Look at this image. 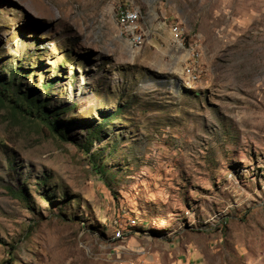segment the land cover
Instances as JSON below:
<instances>
[{
    "label": "rangeland",
    "instance_id": "1",
    "mask_svg": "<svg viewBox=\"0 0 264 264\" xmlns=\"http://www.w3.org/2000/svg\"><path fill=\"white\" fill-rule=\"evenodd\" d=\"M13 70L0 264H264V0H0Z\"/></svg>",
    "mask_w": 264,
    "mask_h": 264
},
{
    "label": "trees",
    "instance_id": "2",
    "mask_svg": "<svg viewBox=\"0 0 264 264\" xmlns=\"http://www.w3.org/2000/svg\"><path fill=\"white\" fill-rule=\"evenodd\" d=\"M16 77H17V71L15 70L12 77V81H7L4 76L0 78V94L3 95L5 94L6 91L15 90L14 94H11L9 96L10 100L14 103L15 107H17L21 111H24L25 113L31 116H36L38 118H41L43 121H45L48 124V126H50V128L59 132L60 131L58 128L59 124H57L56 119L59 115L64 116L67 110H69L71 107H64L61 109V111H57V113L52 115V112L48 110V106H47L48 100L42 99L40 97V94H35L31 92L32 89H26L24 90V92H21L19 89H17L19 90V92L16 91V85H15ZM11 83H13L14 85L13 88L11 86ZM50 83H52V81H50L49 84ZM113 115L119 116V113H115ZM102 128L103 127L101 125H97L93 132H97L100 134ZM96 136H97L96 138H99L98 135Z\"/></svg>",
    "mask_w": 264,
    "mask_h": 264
},
{
    "label": "built area",
    "instance_id": "3",
    "mask_svg": "<svg viewBox=\"0 0 264 264\" xmlns=\"http://www.w3.org/2000/svg\"><path fill=\"white\" fill-rule=\"evenodd\" d=\"M124 14V17L126 20H130L131 21V28H126V32H135V22H134V13L130 12L127 9H123L121 10ZM177 35L180 34V30L177 29ZM138 40H140L139 38H137ZM198 74H199V70L198 68L196 67V65H194V72H192L191 76H190V79H196L198 78Z\"/></svg>",
    "mask_w": 264,
    "mask_h": 264
},
{
    "label": "bare ground",
    "instance_id": "4",
    "mask_svg": "<svg viewBox=\"0 0 264 264\" xmlns=\"http://www.w3.org/2000/svg\"><path fill=\"white\" fill-rule=\"evenodd\" d=\"M128 10L130 12L134 13L135 32H137L140 28V26L138 25V22H137L138 12L136 11V9H128ZM120 17H122V21H123L125 28H131V21L125 19L123 12H122V16H120ZM136 38H139V35L136 36Z\"/></svg>",
    "mask_w": 264,
    "mask_h": 264
},
{
    "label": "crops",
    "instance_id": "5",
    "mask_svg": "<svg viewBox=\"0 0 264 264\" xmlns=\"http://www.w3.org/2000/svg\"><path fill=\"white\" fill-rule=\"evenodd\" d=\"M185 264V263H184Z\"/></svg>",
    "mask_w": 264,
    "mask_h": 264
}]
</instances>
